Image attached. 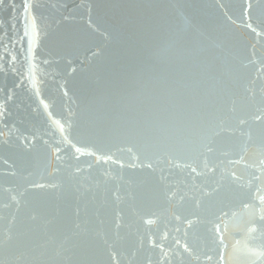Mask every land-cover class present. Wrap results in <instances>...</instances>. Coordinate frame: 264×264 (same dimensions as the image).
Instances as JSON below:
<instances>
[{
	"label": "water",
	"instance_id": "obj_1",
	"mask_svg": "<svg viewBox=\"0 0 264 264\" xmlns=\"http://www.w3.org/2000/svg\"><path fill=\"white\" fill-rule=\"evenodd\" d=\"M0 264H264V0H0Z\"/></svg>",
	"mask_w": 264,
	"mask_h": 264
}]
</instances>
